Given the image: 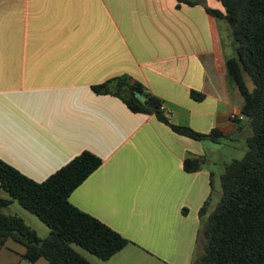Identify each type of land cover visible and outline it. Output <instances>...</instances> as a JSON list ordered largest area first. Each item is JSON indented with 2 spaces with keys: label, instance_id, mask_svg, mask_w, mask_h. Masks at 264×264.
<instances>
[{
  "label": "crops",
  "instance_id": "crops-1",
  "mask_svg": "<svg viewBox=\"0 0 264 264\" xmlns=\"http://www.w3.org/2000/svg\"><path fill=\"white\" fill-rule=\"evenodd\" d=\"M200 2L0 0V159L42 181L83 151L101 158L69 201L129 243L108 259L74 245L91 264H192L201 253L199 209L213 174L206 139L181 136L91 88L126 77L162 99L175 124L220 129L224 139L241 134L243 121L250 128L238 116L242 102L225 67L235 54L230 27L203 6L221 10V3ZM192 90L203 99H193ZM188 156L203 159L200 169H183ZM0 198H9L1 186ZM5 213L42 236L50 231L16 200ZM24 249L7 240L0 264L47 263L25 260Z\"/></svg>",
  "mask_w": 264,
  "mask_h": 264
},
{
  "label": "trees",
  "instance_id": "trees-1",
  "mask_svg": "<svg viewBox=\"0 0 264 264\" xmlns=\"http://www.w3.org/2000/svg\"><path fill=\"white\" fill-rule=\"evenodd\" d=\"M219 1L221 10L202 5L230 27L235 54L226 58L225 67L242 98L239 113L250 120L251 135L246 139L244 156L224 166L220 199L201 225L202 252L192 264H264V0ZM176 2V7L201 4L200 0ZM91 88L97 94L117 97L133 113L153 114L181 136L216 143L226 138L220 129L201 133L173 123L162 108V99L147 93L139 81L114 77ZM190 94L197 101L204 97L193 90ZM202 161L201 157L188 156L183 169L197 171ZM100 164L99 156L83 151L44 180L35 181L0 159V186L9 195L0 198V246L12 239L24 246L25 260L44 258L46 264H91L74 245L101 259L121 250L128 239L69 201L70 193ZM11 200L47 225L48 235L38 236L20 216L5 213ZM207 204L208 199L199 216L206 213Z\"/></svg>",
  "mask_w": 264,
  "mask_h": 264
},
{
  "label": "rangeland",
  "instance_id": "rangeland-1",
  "mask_svg": "<svg viewBox=\"0 0 264 264\" xmlns=\"http://www.w3.org/2000/svg\"><path fill=\"white\" fill-rule=\"evenodd\" d=\"M222 42L225 48H228V33L225 28H222ZM230 82L232 83V79L229 77ZM245 80L249 86V88L252 87V83L250 81V78L245 74ZM233 84V83H232ZM239 101L242 102V98L238 93ZM238 116L240 119H243L244 117L238 113ZM241 128L243 132L241 134H237L235 138L233 139H222L219 143L212 142L209 139H206L204 141L205 144V160L206 163L211 161L212 165V179H211V191L210 196L208 199V204L206 207V213L202 215V221H204L207 218V215L214 209V207L217 205L220 199V175L224 171L225 164L229 163L233 159H241L244 156V153L247 150V143L246 139L249 135H251V128L247 126V122L243 121L241 124ZM11 213H15L13 210H11ZM33 216V215H32ZM36 218V217H35ZM25 221V220H24ZM25 223L29 226L30 222L25 221ZM31 228L33 226H30ZM33 229V228H32ZM34 230V229H33ZM35 231V230H34ZM38 236L45 237L40 234V232L35 231ZM77 250L81 252H85L84 250L76 247ZM202 252V247H200L199 253Z\"/></svg>",
  "mask_w": 264,
  "mask_h": 264
},
{
  "label": "built area",
  "instance_id": "built-area-1",
  "mask_svg": "<svg viewBox=\"0 0 264 264\" xmlns=\"http://www.w3.org/2000/svg\"><path fill=\"white\" fill-rule=\"evenodd\" d=\"M234 117H235V115H232V116H231V118H234Z\"/></svg>",
  "mask_w": 264,
  "mask_h": 264
},
{
  "label": "water",
  "instance_id": "water-1",
  "mask_svg": "<svg viewBox=\"0 0 264 264\" xmlns=\"http://www.w3.org/2000/svg\"><path fill=\"white\" fill-rule=\"evenodd\" d=\"M250 121V120H249Z\"/></svg>",
  "mask_w": 264,
  "mask_h": 264
}]
</instances>
